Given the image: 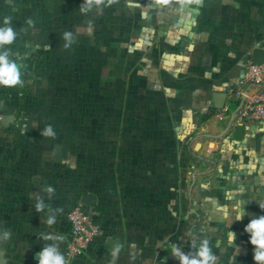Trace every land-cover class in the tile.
Returning a JSON list of instances; mask_svg holds the SVG:
<instances>
[{
  "label": "rangeland",
  "instance_id": "obj_1",
  "mask_svg": "<svg viewBox=\"0 0 264 264\" xmlns=\"http://www.w3.org/2000/svg\"><path fill=\"white\" fill-rule=\"evenodd\" d=\"M84 4L0 0V28L16 33L0 52L19 64L23 81L0 94L4 110L17 114L9 128L0 126V156L30 163L56 150L69 161L68 193L61 191L67 206L92 192L110 217L147 225L144 235L170 236L164 252H195L197 236L209 240L220 264H258L245 227L264 215V184L249 207L232 197L233 182L232 191L245 183L233 177L246 171V160L221 163L226 131L208 111L211 93L234 87L253 50L264 48V0H183L179 9L160 0H105L87 13ZM65 32L74 37L67 48ZM178 188L186 190L185 208ZM237 205L242 220H235Z\"/></svg>",
  "mask_w": 264,
  "mask_h": 264
},
{
  "label": "crops",
  "instance_id": "obj_2",
  "mask_svg": "<svg viewBox=\"0 0 264 264\" xmlns=\"http://www.w3.org/2000/svg\"><path fill=\"white\" fill-rule=\"evenodd\" d=\"M182 3L183 0H168V5L174 9L181 8ZM213 92L211 93L212 102ZM225 125L216 123L219 133L226 128ZM234 131L230 136L226 135L225 139H220V152L223 151L222 147L228 149L221 155V163L239 165L242 159L246 160V171H237L233 177L234 180L243 179L245 181L243 187L232 191L236 187L233 182V189L229 192L233 194L232 197H239L241 204L249 207L262 196L263 191L264 172L255 170V167L260 163L264 165V124L246 129L242 140L234 137ZM38 157L27 163L20 157L0 156V159L6 158V162L12 163L6 167L2 164L3 162H0V236L5 232L11 234L8 240L0 239V249L5 252L7 264H38V253L46 244L56 243L61 252L63 246L71 240L67 217L69 206L67 202L70 197H66L67 194L61 192L65 189L68 193V186L63 187V179L66 181L69 176V161L56 150L48 151ZM29 164L32 165L31 168H28ZM153 174L152 171L146 174L147 190L151 196H154L159 189L149 181V177ZM162 175L164 179L165 173ZM162 186V192L166 195H163L165 199L162 201L165 208L166 199H169L170 193L165 182ZM48 187L55 190L51 198L45 191ZM195 193L191 192V195L194 196ZM181 194L185 208V188L182 193L178 188L179 205ZM37 196L43 198L46 205L42 212L37 211L35 207ZM95 210L103 223L107 238L104 243L94 246L77 264H180L179 259L174 258L172 252H164L161 249L163 240L171 239L170 236L153 231L150 235L147 233L144 235L142 228L148 227L147 225L137 223L138 226H136L124 219L112 218L107 206L101 207L98 204ZM53 213L56 215V223L48 225L46 221ZM135 229L138 234H134ZM46 235H53L59 239L45 240L43 237ZM108 238L117 239L118 248H109ZM217 264L220 263L217 261Z\"/></svg>",
  "mask_w": 264,
  "mask_h": 264
},
{
  "label": "built area",
  "instance_id": "obj_3",
  "mask_svg": "<svg viewBox=\"0 0 264 264\" xmlns=\"http://www.w3.org/2000/svg\"><path fill=\"white\" fill-rule=\"evenodd\" d=\"M9 86L0 85V94H5ZM226 101L222 108L212 102L208 111L209 120L226 124V135H231L238 125L246 129L264 124V62L255 64L251 59L237 84L225 90ZM6 114L0 104L1 119ZM67 217L71 240L61 253L67 264H77L94 246L106 241L103 223L95 207L84 204L81 197L71 200Z\"/></svg>",
  "mask_w": 264,
  "mask_h": 264
},
{
  "label": "clouds",
  "instance_id": "obj_4",
  "mask_svg": "<svg viewBox=\"0 0 264 264\" xmlns=\"http://www.w3.org/2000/svg\"><path fill=\"white\" fill-rule=\"evenodd\" d=\"M114 2L115 0H107L108 4H112ZM160 2L167 4L168 0H160ZM104 4L105 0H85V4L81 7V11L87 13L93 8V6L99 7L100 5ZM4 23L9 25L10 20L5 19ZM29 23H31V21H29ZM15 38L16 33L13 31L12 27L8 26L0 28V47L11 44ZM63 38L66 41L64 45L65 48H67L68 44L74 40L73 34L71 32H65ZM20 76V66L16 62L9 59L8 51L0 52V85L11 87L18 84H23ZM45 191H47L49 198H51L55 190L51 187H48L45 189ZM35 207L37 211L42 212L44 210L46 205L44 204L43 198L37 196V203ZM260 207L264 209V205ZM245 215V210L242 209L240 205H237L235 220H242ZM46 223L48 225H53L56 223L55 213L48 217ZM245 231L251 233L250 243L255 246L253 255L254 261L258 262V264H264V215L252 218L246 225ZM10 238L11 234L8 232H5L2 234V236H0V239L3 240H8ZM43 238L45 240L53 241L59 239V237L53 235H46ZM235 238L236 234L230 231L229 242H234ZM198 240L199 244H197ZM191 248L196 249V251L193 252L190 249L187 253H185L180 247H174L172 249V255L174 258L179 259L180 264H217L218 257L213 254L210 247V242L207 238L200 239L197 236H193L191 240ZM38 264H67V261L65 256L59 251L58 245L56 243H52L46 244L41 249L39 252Z\"/></svg>",
  "mask_w": 264,
  "mask_h": 264
},
{
  "label": "water",
  "instance_id": "obj_5",
  "mask_svg": "<svg viewBox=\"0 0 264 264\" xmlns=\"http://www.w3.org/2000/svg\"><path fill=\"white\" fill-rule=\"evenodd\" d=\"M252 60L255 64H259L264 62V48H255L253 50V56H252ZM212 100L214 105L217 108H222L225 104L226 101V92L223 91H215L213 92L212 95ZM16 121V115L14 113H6L4 114V116L1 119V124L4 127H8L11 124H14ZM244 134H245V127L242 125H238L235 128L234 131V137L238 140H242L244 138ZM97 200L98 197L96 194L91 193V192H86L84 194H82L81 196V201L86 204L89 205L91 207H95L97 205ZM108 246L111 249H115L118 248V240L115 238H108ZM39 254V253H38ZM163 254H161L162 256ZM8 263V259L5 256V252L3 249H0V264H7Z\"/></svg>",
  "mask_w": 264,
  "mask_h": 264
},
{
  "label": "trees",
  "instance_id": "obj_6",
  "mask_svg": "<svg viewBox=\"0 0 264 264\" xmlns=\"http://www.w3.org/2000/svg\"><path fill=\"white\" fill-rule=\"evenodd\" d=\"M19 65V64H18ZM16 115V118H17V114H15Z\"/></svg>",
  "mask_w": 264,
  "mask_h": 264
}]
</instances>
